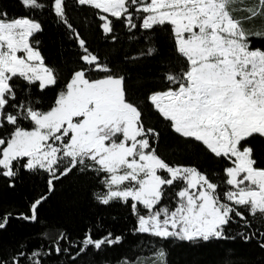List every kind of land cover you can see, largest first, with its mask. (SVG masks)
<instances>
[{"label": "snow or ice", "instance_id": "1", "mask_svg": "<svg viewBox=\"0 0 264 264\" xmlns=\"http://www.w3.org/2000/svg\"><path fill=\"white\" fill-rule=\"evenodd\" d=\"M27 14L0 3V175L9 186L25 172L42 175L40 195L16 219L40 223V209L72 177L86 178L100 205L135 217L131 233L149 242L106 264H176L173 246L235 240L264 250V0H19ZM94 12L106 39L143 45L122 60L90 51L69 7ZM49 15L81 50L76 66L47 62L40 37ZM167 41L170 52L162 55ZM157 60L151 79L128 65ZM134 79L148 85L141 93ZM52 92L50 100L44 97ZM153 115L156 123H151ZM202 148L221 173L170 162ZM257 141L261 147H257ZM14 217L0 216V231ZM241 224L233 233L231 226ZM38 243L0 246V264H79L90 250L125 242L123 234L74 238L45 227ZM195 264V262H189ZM220 264H237L234 259Z\"/></svg>", "mask_w": 264, "mask_h": 264}, {"label": "trees", "instance_id": "2", "mask_svg": "<svg viewBox=\"0 0 264 264\" xmlns=\"http://www.w3.org/2000/svg\"><path fill=\"white\" fill-rule=\"evenodd\" d=\"M0 3L8 5L13 13L27 14L20 6L19 0H0ZM69 16L74 21L75 26L86 40L90 51L100 54L102 57L109 56L111 59L122 60L125 55H135L143 47L142 44L134 42L125 37L126 29L117 25V32L120 36L119 42L106 39L102 29L98 26V20L94 12L89 9H77L70 5ZM46 21V29L40 37L42 41V52L46 56L47 62L58 65L65 69V75H69V70L76 66L81 50L74 40L69 38L65 30L57 26L52 18L44 14L41 16ZM167 41L161 45L162 55L170 52ZM129 72L136 76L137 72H142L145 78L151 79L153 73H158L161 68L157 60H147L143 67L128 65ZM148 85L144 79H134L133 87L141 93ZM52 92H47L46 100H50ZM151 123H156L153 115ZM257 147H261L259 141ZM160 154L170 162H181L195 164L201 170L221 173L223 164L213 158L211 154L202 148L195 154L187 152L182 156L176 154V141L168 137L161 142ZM8 178L0 175V216L6 211H12L14 217L10 220L7 229L0 231V246H15L21 241L31 240L38 243L41 239L39 233L45 227H66L74 238H79L88 229L99 236L107 234L108 231L114 234H123L125 242L120 246H109L107 249L96 251L90 250L87 255L79 259V264H106V261L115 260L123 254L129 256L136 253L140 246L145 250L141 254H146L149 242L145 239L146 234L131 233V228L135 225V217L130 213V209L116 205L108 207L100 205L91 197L94 190L92 184L82 177H72L57 185V190L52 194L47 203L40 209V223H29L15 218V214L27 212L30 204L40 195H46V182L42 175L29 174L25 172L15 181V186H9ZM233 233L240 231L241 224L231 226ZM172 258L176 264H220L221 261L234 259L237 264H264V250L255 242L243 241L239 237L235 240H228L219 243L210 242L207 246L192 247L187 244L173 246Z\"/></svg>", "mask_w": 264, "mask_h": 264}]
</instances>
